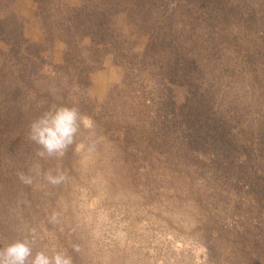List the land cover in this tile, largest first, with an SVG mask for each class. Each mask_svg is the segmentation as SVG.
Listing matches in <instances>:
<instances>
[{"label":"rangeland","instance_id":"1","mask_svg":"<svg viewBox=\"0 0 264 264\" xmlns=\"http://www.w3.org/2000/svg\"><path fill=\"white\" fill-rule=\"evenodd\" d=\"M53 105L92 127L41 159ZM0 107V248L264 264V0H0Z\"/></svg>","mask_w":264,"mask_h":264},{"label":"clouds","instance_id":"2","mask_svg":"<svg viewBox=\"0 0 264 264\" xmlns=\"http://www.w3.org/2000/svg\"><path fill=\"white\" fill-rule=\"evenodd\" d=\"M82 124L88 128L92 127L91 119L83 116L78 107L53 105L30 123L27 138L38 146L35 153L37 157L59 158L74 143ZM17 175L22 183H32V177L24 172ZM44 179L49 184L58 186L65 182L67 177L60 171L53 174L52 170H48L44 173ZM58 215L54 212L50 222L56 223ZM74 251H79L78 246H74ZM0 264H73V258L60 251L52 255L39 251L33 257L31 240L26 237L0 248Z\"/></svg>","mask_w":264,"mask_h":264},{"label":"trees","instance_id":"3","mask_svg":"<svg viewBox=\"0 0 264 264\" xmlns=\"http://www.w3.org/2000/svg\"><path fill=\"white\" fill-rule=\"evenodd\" d=\"M3 103H5V101H2ZM3 108V107H0V109ZM198 136V135H197Z\"/></svg>","mask_w":264,"mask_h":264}]
</instances>
